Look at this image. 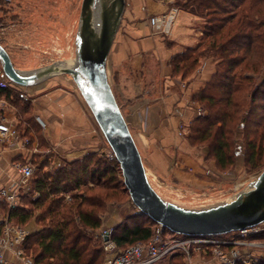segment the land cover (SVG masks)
<instances>
[{"label": "trees", "instance_id": "trees-1", "mask_svg": "<svg viewBox=\"0 0 264 264\" xmlns=\"http://www.w3.org/2000/svg\"><path fill=\"white\" fill-rule=\"evenodd\" d=\"M9 2L0 0V21L10 14L4 10ZM171 6L204 24L197 44L170 59L171 76L196 75L204 61L214 68L211 78L192 96L201 110L188 125L187 141L207 145L220 171L232 166L239 141L246 165L258 167L264 161V0H177ZM0 97L18 109L23 137L31 142L29 134L35 130L40 149H48L31 102L5 87H0ZM96 156L68 161L54 171L49 170L50 157L39 161L21 194V206L3 207L14 223L34 221L38 228L24 242V253L33 264H103L97 237L102 214L107 204L125 203L126 196L134 212L113 229L111 240L122 250L152 237L157 224L132 204L118 163ZM167 261L185 264L182 254Z\"/></svg>", "mask_w": 264, "mask_h": 264}, {"label": "crops", "instance_id": "crops-1", "mask_svg": "<svg viewBox=\"0 0 264 264\" xmlns=\"http://www.w3.org/2000/svg\"><path fill=\"white\" fill-rule=\"evenodd\" d=\"M125 3L121 25L107 59V68L115 78L114 85L126 112L125 121L139 139L143 138L139 148L148 158L151 169L159 168L161 175L173 174L177 179L189 180V184L202 187V182H206L204 171L192 159L179 154L177 157L180 160L175 164L170 160L173 155L187 149L186 135L181 133V128H187L200 108L192 96L200 91L214 72L213 64L204 61L198 73L188 81L171 76L169 63L172 56L197 44L194 45V41L199 21L195 16L179 10L170 35L162 37L153 34L148 16L165 13L172 7L168 2L125 0ZM1 83H5V88L12 91L21 92L25 89L32 104L33 117L48 146V150L40 152L43 155L41 160L51 154L50 160L55 161V165L56 161L67 162L88 154L98 155L99 140L92 133L93 118L70 77L57 75L32 87L21 88L10 84L0 74ZM0 99L8 104L6 115L14 122L17 131L16 139H0L1 191L12 190L18 183V175L11 164L24 163L30 157L35 159L38 151L27 144L26 138L18 130L21 122L18 109L6 99ZM195 160L199 164V156ZM57 168L50 165L49 170ZM30 181L19 188L17 207L21 206V194ZM3 207L9 210L7 203L0 198V220L8 215ZM11 223L26 229L28 236L33 233L32 230L38 229L35 223L31 226L30 221L26 225ZM260 256V259H264V252ZM6 257L12 262L23 264L10 252H6Z\"/></svg>", "mask_w": 264, "mask_h": 264}, {"label": "water", "instance_id": "water-1", "mask_svg": "<svg viewBox=\"0 0 264 264\" xmlns=\"http://www.w3.org/2000/svg\"><path fill=\"white\" fill-rule=\"evenodd\" d=\"M125 7V0H82L72 66L63 62L20 71L0 44L4 78L14 86L27 88L53 76L70 77L118 163L132 204L164 230L197 238L221 236L263 224L264 169L233 198L205 209H187L167 202L151 186L137 144L108 79L107 59Z\"/></svg>", "mask_w": 264, "mask_h": 264}, {"label": "rangeland", "instance_id": "rangeland-1", "mask_svg": "<svg viewBox=\"0 0 264 264\" xmlns=\"http://www.w3.org/2000/svg\"><path fill=\"white\" fill-rule=\"evenodd\" d=\"M155 1H166L169 5H172L177 0ZM81 2L82 0H10L9 7H7L8 9H4L6 11L8 10L10 14H7V17H5L3 21H0V42L8 52L14 67L20 71H30L73 60L76 52L75 37L79 25ZM172 8L177 7L172 6ZM12 16L13 19L11 18ZM150 17L151 16H148V18ZM197 19L199 23L196 25L194 45L204 32L203 20ZM203 63L204 62L201 64ZM152 70H154V67H152ZM107 72L111 89L124 116L126 112L114 85L115 78L108 68ZM0 74L3 75L1 66ZM148 75H150V72ZM194 76L195 75L183 80L188 81ZM176 77L181 78V76ZM18 93L23 100L30 101L25 89H22L21 92ZM200 110L201 108L196 110L195 114H198ZM93 124L92 133L95 138H97V141L99 140L97 147L98 155L96 157L107 158L106 155H108L111 150L94 120ZM188 125L186 126L187 128H181V133L183 132L186 135L184 139L188 146L187 149L180 153L177 152L178 154L175 156L173 155L174 157L172 156L170 160L172 164H175L177 160H180L177 157L179 154L192 159L196 165L204 171L203 178H205L204 180H206V182H202V187L189 184V180L177 179L173 174L168 176L161 175L157 167V170L151 169L148 158L141 153L142 150L139 148L143 138L141 137L139 139L134 129L128 125L141 154L148 181L165 201L187 209L198 210L209 208L233 198L236 194L244 190L248 184L254 181L263 171L264 161L258 167L246 165L245 152L239 141L234 147L232 166L224 171H220L217 169L212 155L210 156L207 145L203 144L199 147L197 144L187 141L186 137L190 134ZM29 137L32 141H28V144L31 145L33 150L36 152L38 151V153H35V159L34 157H30L29 160L36 169L37 163L41 161L43 156L40 152L44 149H40V139L35 130H31ZM50 155L51 154H49V157ZM196 156H199V164L195 160ZM82 158L83 157H80V159ZM54 162L55 161L51 160L52 168H54V166L62 168L68 161H56L55 165ZM177 167H180V165ZM123 199L125 203L122 204H107L106 211L102 214V229L110 230L111 235L113 229L118 227L125 218L132 215L134 212L130 201H127V196ZM30 225H34V222L30 221ZM32 232L34 233L35 231L32 230ZM166 234L169 237L177 236V234L169 231H166ZM233 235V233H229L222 235V237L231 238ZM100 244L102 246L101 240ZM162 264H170V262L166 261Z\"/></svg>", "mask_w": 264, "mask_h": 264}, {"label": "built area", "instance_id": "built-area-1", "mask_svg": "<svg viewBox=\"0 0 264 264\" xmlns=\"http://www.w3.org/2000/svg\"><path fill=\"white\" fill-rule=\"evenodd\" d=\"M178 14L177 8H169L167 12L152 15L148 24L153 34L169 36ZM0 87H7L1 83ZM8 104L0 99V139H16L17 131L14 122L7 117ZM28 144V141H26ZM108 160H115L110 152ZM11 167L18 175V183L14 189H2L0 198L8 209L17 207L18 190L27 184L35 174L30 161L13 162ZM37 196V195H35ZM66 201L70 197L65 198ZM231 238L221 236L197 237L171 236L166 234L162 226L157 225L152 237L146 242H137L125 249H119L111 240L110 230L100 228L97 236L101 240L105 254L103 264H162L176 254H182L185 264H259L261 252H264V239L255 238L264 235V223L252 229L233 233ZM28 231L11 223L9 216L0 220V264H17L6 257L10 252L23 264H33L31 258L24 253V242Z\"/></svg>", "mask_w": 264, "mask_h": 264}, {"label": "bare ground", "instance_id": "bare-ground-1", "mask_svg": "<svg viewBox=\"0 0 264 264\" xmlns=\"http://www.w3.org/2000/svg\"><path fill=\"white\" fill-rule=\"evenodd\" d=\"M74 62H75V59H73L71 61L64 62V64L68 65V66H72V65H74Z\"/></svg>", "mask_w": 264, "mask_h": 264}]
</instances>
